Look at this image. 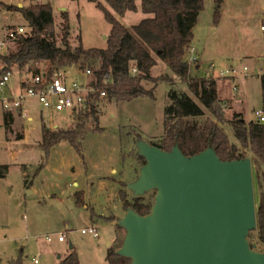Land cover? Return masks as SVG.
Returning <instances> with one entry per match:
<instances>
[{"label":"rangeland","instance_id":"rangeland-1","mask_svg":"<svg viewBox=\"0 0 264 264\" xmlns=\"http://www.w3.org/2000/svg\"><path fill=\"white\" fill-rule=\"evenodd\" d=\"M100 1L128 26L151 15L141 8L120 15L107 0ZM41 2L52 4L58 34L62 11H69L73 46L81 38L86 47L107 46L112 23L94 0H0V39L12 26L24 24L30 31L18 6ZM138 3L141 5L140 0ZM263 24L264 0H206L194 27L192 45L197 50L188 51L192 74L218 79L228 119L235 111H242L247 120H255V109L263 107ZM58 42L62 44L61 36ZM47 63L37 62L44 69ZM61 68L71 70V77L85 70L79 63ZM222 70L227 75H220ZM151 74H169L177 88L192 94L188 84L160 58ZM142 84L154 90V95L138 90L129 100L105 96L99 104V121L92 115L82 120L86 131L77 145L64 139L49 151L41 146L44 127L76 126V115L72 118L69 110H43L39 100L28 98L24 107L13 110L15 120L7 130L6 109L0 100V264H10L21 249L25 264H59L70 252L71 243L80 254L81 264H109V248L123 241L126 234V228L119 227L128 210L120 198L121 190L133 196L129 184L139 177L144 165L137 141L143 138L152 142L164 134V110L174 86L167 80L157 83L147 78ZM225 125L233 133L230 124ZM21 133L22 138L18 137ZM41 164L43 168L38 171ZM253 170L258 204L260 188ZM156 193V188L148 190L145 200L155 198ZM89 226L97 227L98 237L82 231ZM61 232L66 233L65 240L58 239ZM47 234H53V239ZM256 249H264V245L257 242ZM36 254L40 255L39 262L35 261Z\"/></svg>","mask_w":264,"mask_h":264},{"label":"trees","instance_id":"trees-1","mask_svg":"<svg viewBox=\"0 0 264 264\" xmlns=\"http://www.w3.org/2000/svg\"><path fill=\"white\" fill-rule=\"evenodd\" d=\"M94 1L112 23L106 47H86L81 37V42L73 46L69 11H62L61 34H58L54 27L52 4L41 2L28 6L19 4L18 10L28 20L30 31L19 34L14 46L7 52H0V58L7 67L30 65L40 70L37 62L46 60L48 75L70 63H79L81 68L92 70L90 83L94 90L89 95L90 108L75 111L74 115L79 120L76 126L53 129L45 126L41 146L49 151L64 139L77 145L78 138L86 131L82 120L92 115L95 121H99L98 101L101 100L102 91L105 90L110 99L129 100L137 95L138 90L154 95V90L143 86V79H151L157 83L161 79L167 80L174 86L169 90V102L164 110L165 132L161 138L151 143L163 149H172L177 143L188 155L213 146L223 159L251 156L260 198L257 204V226L251 230L249 238L255 248L257 242L264 245V122L247 120L242 111H235L231 119L226 118L225 102L219 96L218 79L210 75H193L191 71L188 47L192 44L194 27L206 0H141L142 10L151 15L131 26L126 25L100 0ZM107 1L120 15L128 10L139 9L138 0ZM217 1L220 3L222 0ZM219 16L220 12L217 11V21ZM59 36L62 44L58 42ZM159 58L188 84L192 94L177 88L169 74L164 77L152 76L151 70ZM133 65L138 68V72L131 71ZM7 67L0 66V74ZM261 81L264 108V72L261 74ZM14 120V111L6 110L7 130L12 129ZM227 122L233 133L225 125ZM18 137L22 138L23 134ZM140 158L145 164V156L140 154ZM42 168L41 164L38 171ZM145 196L134 192L129 197L121 190L120 198L126 208L132 207L141 214H147L152 210L155 198L146 201ZM121 226L119 221V227ZM122 243L120 241L118 245L109 248V264L131 263V257L118 252ZM10 264H25L24 249L11 259ZM59 264H81L75 245Z\"/></svg>","mask_w":264,"mask_h":264},{"label":"water","instance_id":"water-1","mask_svg":"<svg viewBox=\"0 0 264 264\" xmlns=\"http://www.w3.org/2000/svg\"><path fill=\"white\" fill-rule=\"evenodd\" d=\"M137 145L147 161L129 187L157 193L149 213L130 207L120 219L118 252L130 264H264L249 238L257 226L251 156L223 159L213 146L188 155L143 138Z\"/></svg>","mask_w":264,"mask_h":264},{"label":"built area","instance_id":"built-area-1","mask_svg":"<svg viewBox=\"0 0 264 264\" xmlns=\"http://www.w3.org/2000/svg\"><path fill=\"white\" fill-rule=\"evenodd\" d=\"M29 25V23H28ZM264 29V24L262 25ZM28 28L24 24L12 26L5 38L0 39V52L5 53L13 45L16 37L22 33H28ZM190 51H196L195 45L188 47ZM1 67L7 65L0 64ZM247 69V67H245ZM236 72V68H231ZM133 73L138 72L136 66L131 67ZM68 69H57L53 74L48 75L46 69L37 70L31 66L20 67L18 65L8 66L0 74V100L6 110H15L24 107L28 98H36L43 105L46 111L69 110L72 118L75 111L90 108L89 95L94 87L90 83L92 73L91 68H85L77 72L76 77H71ZM228 72L220 71V75H227ZM107 95L104 90L101 92V99ZM107 97V96H106ZM101 101V100H100ZM100 101L98 103L100 104ZM256 120L264 122V108L255 109ZM83 232H92L98 237L99 232L96 226L84 227ZM49 240L53 239V234H47ZM59 240L66 239V233L58 234ZM35 261H40V255H35Z\"/></svg>","mask_w":264,"mask_h":264},{"label":"crops","instance_id":"crops-1","mask_svg":"<svg viewBox=\"0 0 264 264\" xmlns=\"http://www.w3.org/2000/svg\"><path fill=\"white\" fill-rule=\"evenodd\" d=\"M139 1V0H138ZM138 1H137V4H138V7L139 8H141V5L138 3ZM141 1V0H140ZM142 9V8H141ZM127 12V11H126ZM261 60H264V57L263 58H261ZM234 63H235V65L238 63V61L237 60H235L234 61Z\"/></svg>","mask_w":264,"mask_h":264}]
</instances>
